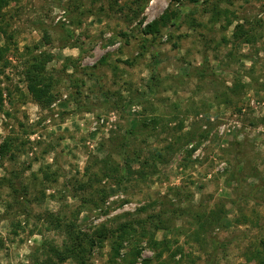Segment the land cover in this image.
Instances as JSON below:
<instances>
[{
	"label": "rangeland",
	"instance_id": "1",
	"mask_svg": "<svg viewBox=\"0 0 264 264\" xmlns=\"http://www.w3.org/2000/svg\"><path fill=\"white\" fill-rule=\"evenodd\" d=\"M0 50V264H81L54 251L85 235L87 264H259L264 0H0ZM167 209L153 245L137 220Z\"/></svg>",
	"mask_w": 264,
	"mask_h": 264
},
{
	"label": "trees",
	"instance_id": "2",
	"mask_svg": "<svg viewBox=\"0 0 264 264\" xmlns=\"http://www.w3.org/2000/svg\"><path fill=\"white\" fill-rule=\"evenodd\" d=\"M149 0H135L138 6V10L143 11L145 9V5L147 4ZM190 2L196 3L199 0H189ZM228 3H232V0H227ZM227 11V10H226ZM170 12V10H169ZM169 12L163 14L157 21L152 22L148 25H146V28L144 29V33L147 35H153L154 37H157L161 33V27H159V24L161 26H164L168 20V18H173L170 16ZM228 12V11H227ZM174 15V14H173ZM172 15V16H173ZM174 24V23H172ZM231 24V21L227 19V26ZM236 31L234 32V36L236 38L239 37H245L247 34L246 29H244L243 25H238L236 27ZM248 40V39H247ZM1 52V50H0ZM2 57L0 56V59ZM53 59V55L51 53L42 52L39 56L35 55L32 57V60L30 64L25 69V76L28 86L29 94L32 96V98L39 104H44L51 102V92L53 88L54 78L53 76L47 71V64ZM8 141H6L1 146V156H4L5 149L8 146ZM143 174V173H142ZM179 211L184 213L185 215H188L190 211L184 207H178ZM178 209H167L165 211H160L159 213L148 216L146 219L137 220V226L141 228L140 236H148L150 243L153 245H160V244H167L169 242V239H164L162 241H157L154 239V234L152 231H150L148 224H152L153 230L163 228V226L166 224V219L168 217L169 212L173 213L176 212ZM173 211V212H172ZM215 214H212L213 219H217L218 213L214 212ZM243 217H246L243 215ZM223 218V217H222ZM59 219V218H58ZM55 223V227L61 226L60 221ZM205 218L203 215L199 216L197 215V220L194 221L193 225H196V228L194 229V234L196 236H199L200 232H204V226L209 225L210 221ZM60 220V219H59ZM218 221L221 222V217H218ZM216 221V223L218 222ZM19 226L20 223H19ZM68 230L67 232H69ZM150 232V235L147 234V232ZM103 233V232H102ZM122 234V233H121ZM127 234V233H126ZM125 234L119 235V238H123ZM92 242V247L95 244L94 238L86 236L82 239H78V237H75L71 240V243L67 246V249H65L63 252L59 250H55L54 254L57 256V258L60 261L66 260L68 258H81V264H87V261L85 257L81 255V252H83V242ZM260 245L262 246L261 249H258L256 251V254L254 255L255 258H258L259 264H264V239L261 241ZM114 251L118 252V244L117 242L113 245ZM137 250V254L140 253L139 248H135Z\"/></svg>",
	"mask_w": 264,
	"mask_h": 264
}]
</instances>
